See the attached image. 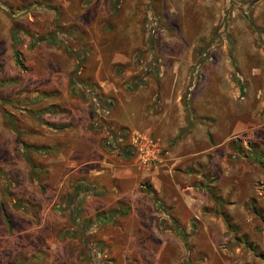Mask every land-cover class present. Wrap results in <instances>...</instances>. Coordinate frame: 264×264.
Returning <instances> with one entry per match:
<instances>
[{
  "label": "rangeland",
  "instance_id": "obj_1",
  "mask_svg": "<svg viewBox=\"0 0 264 264\" xmlns=\"http://www.w3.org/2000/svg\"><path fill=\"white\" fill-rule=\"evenodd\" d=\"M0 264H264V0H0Z\"/></svg>",
  "mask_w": 264,
  "mask_h": 264
},
{
  "label": "trees",
  "instance_id": "obj_2",
  "mask_svg": "<svg viewBox=\"0 0 264 264\" xmlns=\"http://www.w3.org/2000/svg\"><path fill=\"white\" fill-rule=\"evenodd\" d=\"M42 39H39V40H37V41H41ZM49 42H52V40H48ZM19 56H20V53L17 51V50H14L13 52H12V57H13V61H14V63H15V65L16 66H18L19 68H23V66H22V63H21V60H20V58H19ZM80 62V61H79ZM134 88V87H133ZM98 101H100L101 99L99 98V97H95ZM101 103H103V104H106L107 105V108L108 107H110V103H105V102H103V101H100ZM20 146V145H19ZM129 155V152H128V150H124L123 151V153H122V156L123 157H126V156H128ZM224 222L227 224V222H228V220L225 218L224 219ZM227 227H228V229L230 230V231H232L233 232V226L231 225V227H229L228 226V224H227Z\"/></svg>",
  "mask_w": 264,
  "mask_h": 264
},
{
  "label": "crops",
  "instance_id": "obj_3",
  "mask_svg": "<svg viewBox=\"0 0 264 264\" xmlns=\"http://www.w3.org/2000/svg\"><path fill=\"white\" fill-rule=\"evenodd\" d=\"M125 112H127V114H129V117L132 116L133 111L130 109V107Z\"/></svg>",
  "mask_w": 264,
  "mask_h": 264
}]
</instances>
